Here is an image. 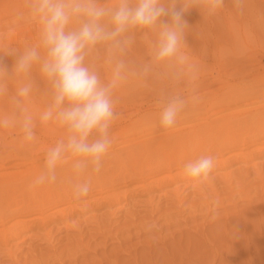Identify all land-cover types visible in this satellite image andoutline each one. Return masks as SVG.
Masks as SVG:
<instances>
[{
    "label": "rangeland",
    "instance_id": "obj_1",
    "mask_svg": "<svg viewBox=\"0 0 264 264\" xmlns=\"http://www.w3.org/2000/svg\"><path fill=\"white\" fill-rule=\"evenodd\" d=\"M100 2L107 7L117 4V0ZM173 4L178 11L186 9L182 16L187 25L181 45L187 58L184 65L151 61L159 27L129 33L134 42L123 57L112 58L108 46L98 44L85 64L103 83L110 81L116 58L128 64L126 78L112 95L118 114L109 129L113 144L145 133L149 142L157 134L179 128L186 129L188 139L177 140L173 152L152 151L148 146L147 156L141 162L140 156L136 159L140 177L121 184L112 196L104 186L106 198L98 196L85 205L79 204L83 198L71 199L60 205L62 212L50 211L45 221L24 224L17 223L21 218L9 219L5 227L0 226V264H264V116L246 117L248 111L264 105V0H244L242 13L233 7V0H224L214 13L203 0H165L166 8ZM160 20L170 23L171 17ZM77 26L78 22L70 25ZM40 32L41 24L31 17L24 0H0V65L10 74L0 78L6 89L0 95V118L14 122L0 128V141L4 145L14 138L8 143L11 149L31 142L24 140L20 127L25 114L35 125L33 142L68 136L55 120L41 121L44 111L32 109L33 104L47 109L52 103L51 85L39 65L28 74H11L20 52L40 46ZM146 63L152 67L144 76L139 69ZM27 83L32 90L21 98L25 113L12 98ZM175 94L189 102L175 126L165 130L159 124L160 113L167 98ZM218 95L231 99L223 112H218L220 104L211 105ZM194 96H199L195 103ZM226 136L245 138V154L224 151L225 162L213 156L215 166L206 180L188 177L185 165L206 156L207 149ZM184 150L187 159L184 156L178 165ZM166 157L172 160L170 167L156 169ZM43 161L44 157L37 159ZM24 168L10 169L3 178L15 181ZM115 169L113 176H128Z\"/></svg>",
    "mask_w": 264,
    "mask_h": 264
},
{
    "label": "clouds",
    "instance_id": "obj_2",
    "mask_svg": "<svg viewBox=\"0 0 264 264\" xmlns=\"http://www.w3.org/2000/svg\"><path fill=\"white\" fill-rule=\"evenodd\" d=\"M203 3L214 13L224 5V0H203ZM24 4L31 17L41 24L40 46L20 52L11 74H28L34 65H39L40 73L52 88V103L40 119L45 123L55 120L68 132L66 141H58L47 151L44 170L35 177L32 187L55 183L58 165L69 156L75 158L73 168L77 173L89 166L98 173L112 145L109 129L118 115L114 111L113 90L126 78L128 64L125 59L116 58L110 81L103 83L97 72L85 64L86 57L98 44H106L112 58L123 57L134 42L129 33L159 27L151 61L184 65L187 58L181 53V45L187 25L182 16L186 9L178 11L174 4L166 8L165 0H117L114 7L104 6L100 0H24ZM233 7L242 13L244 0H233ZM165 15H170V23L161 22ZM73 22H78V26L70 27ZM151 67L152 63H146L139 71L147 76ZM188 67L194 71V66ZM5 75L10 74L0 65V78ZM31 90V83H27L12 98L25 113L27 110L20 107L21 98L27 97ZM5 91L0 82V95ZM188 102L180 94L169 96L160 113V127L167 130L175 126ZM192 102H197V97ZM13 123L0 118V128ZM20 127L25 141L35 139L30 115H24ZM214 166V157L206 155L187 163L184 172L190 178L206 180ZM90 190L89 181L77 183L73 186V197L77 200L87 197Z\"/></svg>",
    "mask_w": 264,
    "mask_h": 264
},
{
    "label": "bare ground",
    "instance_id": "obj_3",
    "mask_svg": "<svg viewBox=\"0 0 264 264\" xmlns=\"http://www.w3.org/2000/svg\"><path fill=\"white\" fill-rule=\"evenodd\" d=\"M215 99L210 100L212 101V106H215L216 104H220L221 106H223L220 110H218V112L222 110L225 111V109L228 108V102L231 100L227 96L224 97L223 95H218V97H215ZM225 104H227V106ZM127 108H129L128 105L125 106V110ZM32 109L34 111L47 110L45 106H42L40 104H33ZM128 114L130 115L131 113ZM146 116H148V112H146ZM262 116H264V105L261 106V109L248 111L246 115L247 119L249 120L260 119ZM183 130L184 129L179 128V130L176 131H173L172 129V132H162V134L160 133L157 134V136H153L149 140V142L148 133H145L127 140L118 141L117 143L115 142L116 144L112 143L107 155L103 159L102 168L98 173L94 172L91 166H89L83 172L77 173L73 168L75 158L69 156L66 160L61 162L60 165H58L57 180L55 183L45 184L35 188L32 187V182L35 177L44 170L45 162H37V159L43 157L45 158L47 151L51 147L55 146L58 141H66L67 136L64 135L65 137H60L59 139L55 140L51 138L50 141L40 139L39 141L37 140L36 142H33L35 140L34 139L30 142V144L18 150L9 148L10 146L8 143L15 142L14 138H11V140L4 145L2 144L3 140L0 141V145L2 144L0 146V226L5 227L6 222L11 218H21L17 219V223L25 224L27 222L45 221V218L52 210L54 212H62L64 210V207H60V205L65 202L70 203V200L74 199L73 186L76 184V180H78V183L89 181L91 185L89 194L87 195V197H83L84 200L79 203L81 205H85L89 201V199H96L98 198V196L100 198H106V195H102L104 192V186L105 188L107 187L106 191H111V194H109L110 196L114 195L115 193L113 191L115 189H118L121 184L123 185L125 183L127 185L128 182H132L136 180V178L140 177V171L137 169L139 167V164L137 163L136 159L138 156H140L139 162H141V160L145 158V156H147L148 146L152 151H158L167 148L171 149L170 151L173 152L172 147H174L173 150H175V143L177 140L182 141L183 139H188L186 138V136H184V134L188 132L186 131V129L185 131ZM171 135L174 137H172ZM244 139L237 138L235 136H226L223 139V142H217V144L210 147V149L206 148L207 153L206 151H204L206 153L205 155L217 156L219 157V159H221V157L223 156L224 151H235L238 155H244V149L246 147V142ZM171 143L173 144L171 145ZM115 145L120 146L115 148ZM184 146L187 147L186 145ZM178 149L180 150V147ZM202 150L203 149H201V151ZM176 154L177 152L175 153V155ZM184 156L185 159H187L186 150H184V154L182 152L181 157H178V161H176V164L180 165V163L183 162ZM194 156L195 154L193 155L192 159H195ZM223 160L224 158L221 159V161ZM171 161L172 160H169L168 157H166L163 161L158 163L156 169L169 168ZM223 162H225V160ZM21 165L25 166V168L22 171V175L20 178L16 179L15 181H9L3 178L8 173V170L17 168ZM115 168L125 171L126 173H128V176H126V174L124 173H119L116 176H113L116 171ZM96 175L97 177L94 178V176ZM121 178L122 182L120 180ZM93 186L98 187L96 192L92 190ZM66 190H68V192H65ZM15 198H19L20 200L17 203L12 204L11 201H14ZM2 229L3 228H0V230Z\"/></svg>",
    "mask_w": 264,
    "mask_h": 264
}]
</instances>
